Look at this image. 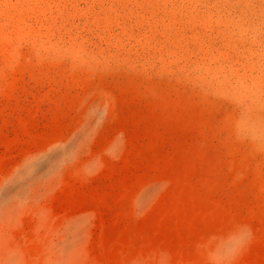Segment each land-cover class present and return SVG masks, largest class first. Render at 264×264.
<instances>
[{
  "label": "rangeland",
  "instance_id": "rangeland-1",
  "mask_svg": "<svg viewBox=\"0 0 264 264\" xmlns=\"http://www.w3.org/2000/svg\"><path fill=\"white\" fill-rule=\"evenodd\" d=\"M0 264H264V0H0Z\"/></svg>",
  "mask_w": 264,
  "mask_h": 264
}]
</instances>
